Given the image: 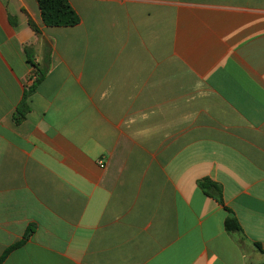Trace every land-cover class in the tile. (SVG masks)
<instances>
[{
    "label": "crops",
    "instance_id": "0c3cea01",
    "mask_svg": "<svg viewBox=\"0 0 264 264\" xmlns=\"http://www.w3.org/2000/svg\"><path fill=\"white\" fill-rule=\"evenodd\" d=\"M69 2L0 0V264H264V0Z\"/></svg>",
    "mask_w": 264,
    "mask_h": 264
},
{
    "label": "trees",
    "instance_id": "16d2710c",
    "mask_svg": "<svg viewBox=\"0 0 264 264\" xmlns=\"http://www.w3.org/2000/svg\"><path fill=\"white\" fill-rule=\"evenodd\" d=\"M37 2L41 11L43 22L47 27H73L80 23V17L71 6L69 0H37ZM36 31L39 34V30L37 28ZM39 81V79H36L34 84L25 93L23 104L24 110L20 111V118L18 119L25 118V115L29 110L27 99L35 91ZM200 187H202L207 195L213 196L221 204L224 203L222 189L220 186L211 182L210 180H204L200 182ZM227 211L229 212V216L225 221L226 231L228 233H241L242 228L238 222V219L229 209H227ZM25 239L27 240V238ZM17 246H19V244L7 250L5 255L0 260V263ZM257 247L261 249L260 245H257Z\"/></svg>",
    "mask_w": 264,
    "mask_h": 264
}]
</instances>
